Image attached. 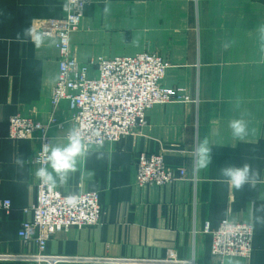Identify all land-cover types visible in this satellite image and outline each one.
I'll use <instances>...</instances> for the list:
<instances>
[{
    "label": "crops",
    "instance_id": "crops-1",
    "mask_svg": "<svg viewBox=\"0 0 264 264\" xmlns=\"http://www.w3.org/2000/svg\"><path fill=\"white\" fill-rule=\"evenodd\" d=\"M64 0H0V264H48L25 257L38 252L19 230L37 200L32 159L37 138H9L8 120L20 114L43 123L54 116L52 140L63 145L72 127L67 101L57 109L51 94L59 74V50L48 42L37 49L17 33L33 23L60 16ZM109 14H105V6ZM264 0H92L71 34L75 57L151 52L163 57L167 88L186 100L151 108L145 123L118 142L91 145L78 170L56 189L64 193L96 190L102 215L96 225L72 227L52 235L48 256L99 259L66 264H149L173 256L180 264H264ZM94 74L95 71L93 70ZM243 118L248 135L235 139L229 121ZM61 125V126H60ZM207 138L212 163L194 170L196 146ZM163 154L183 177L166 185H139V152ZM99 154V156H98ZM23 160V167L15 163ZM249 163L259 172L254 188H231L221 175L225 165ZM11 201L8 211L1 203ZM224 219L253 224L248 258L212 254V229Z\"/></svg>",
    "mask_w": 264,
    "mask_h": 264
},
{
    "label": "built area",
    "instance_id": "built-area-1",
    "mask_svg": "<svg viewBox=\"0 0 264 264\" xmlns=\"http://www.w3.org/2000/svg\"><path fill=\"white\" fill-rule=\"evenodd\" d=\"M91 1L74 0L70 3L64 0L62 14L48 18L44 30L56 39L59 50V75L52 91V104L56 107L62 100H68L73 112L72 129L80 130L88 145L100 146L132 135L145 123L146 113L153 105L174 99L186 100L187 97L180 90L162 85L168 64L156 54L143 52L133 56L99 57L86 63L79 61L72 50L71 34L79 28L85 7ZM66 4L68 8H65ZM50 124L20 114L12 115L8 120L10 139H38L40 146L32 159L38 167L47 165L41 156V147L50 142ZM136 165V178L140 185L170 184L177 176L185 175V171L180 170L176 176L163 156L158 154L142 152ZM70 195L76 197L75 206L66 202ZM1 206L8 211L11 201L5 200ZM28 211L32 217L22 222L18 234L24 242L35 241L38 253L25 258L50 264L99 260L44 254L49 238L56 231L67 230L72 225H96L100 222L102 206L97 191L65 194L39 181L37 200ZM205 231L212 233L214 256L224 259L252 255L254 228L251 222L224 219L214 229L206 223ZM149 264L180 262L171 256Z\"/></svg>",
    "mask_w": 264,
    "mask_h": 264
},
{
    "label": "clouds",
    "instance_id": "clouds-1",
    "mask_svg": "<svg viewBox=\"0 0 264 264\" xmlns=\"http://www.w3.org/2000/svg\"><path fill=\"white\" fill-rule=\"evenodd\" d=\"M70 3L74 0H69ZM69 5L66 4L65 8ZM105 14H109V6L104 8ZM17 40L21 42L30 41L37 49L46 45V43H55L49 34L41 31L33 23L27 28H24L21 33H17ZM259 38L262 47H264V28L259 30ZM228 127L231 129L232 136L235 139L243 140L248 135V123L243 118H234L229 121ZM212 148L207 138L200 142L194 151V170L200 171L207 169L212 163ZM91 154V149L83 139V134L78 129H72L65 137L63 145L56 142L54 138L51 142L45 143L41 147V156L47 162V165H42L35 170V177L42 184L56 188L67 183L69 175L75 173L78 168V162L81 158H86ZM99 156V154H98ZM17 165L23 167V160L17 159ZM221 175L224 181L235 190H242L246 185L254 188L258 178L259 172L254 169L249 163L242 165H225L220 168ZM66 202L70 206H75L76 197L68 196ZM260 211H264V205H261ZM258 223H264V216L256 217ZM231 264V262H229Z\"/></svg>",
    "mask_w": 264,
    "mask_h": 264
},
{
    "label": "rangeland",
    "instance_id": "rangeland-1",
    "mask_svg": "<svg viewBox=\"0 0 264 264\" xmlns=\"http://www.w3.org/2000/svg\"><path fill=\"white\" fill-rule=\"evenodd\" d=\"M47 19H48V18H47ZM47 19H44L43 22H42V30H43V31H45V30H44V27L46 26V21H47ZM51 37H52V36H51ZM141 53H143V52H141ZM145 53H146V52H145ZM148 53H151V52H148ZM153 54H155V53H153ZM156 55H158V54H156ZM158 56H160V55H158ZM58 75H59V74H58ZM56 83H57V82H56ZM55 85H56V84H55ZM162 85H163V81H162ZM163 86H164V85H163ZM54 87H55V86H54ZM164 87H165V86H164ZM53 89H54V88H53ZM171 89H172V88H171ZM174 90H177V89H174ZM51 97H52V94H51ZM62 101H67V102H68V100H65V99L62 100ZM62 101H61V102H62ZM172 101H175V99L172 100ZM61 102H60L56 107H54L53 104H52V101H51V105H52L53 109H54V110L57 109V108L59 107V105L61 104ZM170 102H171V101H170ZM68 104H69V102H68ZM157 104H161V103H157ZM157 104H155V105H157ZM155 105H153V107H154ZM69 107H70V104H69ZM153 107H152V108H153ZM0 108H1V107H0ZM149 110H150V109H149ZM149 110H148V111H149ZM71 111H72V110H71ZM148 111H147V112H148ZM146 114H147V113H146ZM22 116H23V115H22ZM72 119H73V112H72ZM52 121H54V122H52ZM72 121H73V120H72ZM47 123H51V124H50V127H51V125H53V124L56 123V118H55L54 116H52V117L50 118L49 122H47ZM72 123H73V122H72ZM60 126H61V125H60ZM72 127H73V124H72ZM72 127H71V129H72ZM71 129H70V130H71ZM70 130L67 131L66 136H67V134H68V132H69ZM137 130H138V129H137ZM135 132H136V131H134V133H135ZM134 133H133V134H134ZM49 136H50V142H51V141H52V137H51V135H50V128H49ZM89 146H90V145H89ZM96 146H97V145H96ZM100 146H101V145H100ZM142 152H144V151H142ZM142 152H139L138 155H139L140 153H142ZM147 153H148V152H147ZM152 154H157V153H152ZM138 155H137V157H138ZM158 155H162V156H163V154H158ZM163 158H164V156H163ZM164 160H165V159H164ZM136 161H137V158H136ZM169 168H170V167H169ZM172 170H173V169H172ZM175 173H176L175 175L177 176V175L180 174V171H179V173H177V172H175ZM136 175H137V165H136ZM136 177H137V176H136ZM179 177H183V176H182V175L177 176V178H179ZM177 178H176V179H177ZM176 179H175V180H176ZM175 180H174V181H175ZM136 181H137V178H136ZM174 181H173V182H174ZM173 182H171V183H173ZM137 183H138V182H137ZM171 183H170V184H171ZM138 184H139V183H138ZM168 184H169V183H168ZM139 185H140V184H139ZM145 185H149V184H145ZM165 185H166V184H165ZM142 186H143V185H142ZM86 191H96V190H86ZM80 192H83V191H80ZM80 192H74V193H80ZM97 192H98V191H97ZM63 193H64V192H63ZM65 194H73V193H65ZM98 194H99V193H98ZM99 197H100V195H99ZM100 203H101V202H100ZM101 206H102V205H101ZM101 215H102V214H101ZM100 219H101V218H100ZM84 226H91V225H84ZM72 227H83V226L72 225V226H70L69 228H72ZM69 228H68V229H69ZM63 230H65V229H63ZM63 230H58V231H56L55 233H57V232H59V231H63ZM55 233H53L52 235H54ZM49 239H50V238H49ZM45 250H46V249H45ZM37 253H38V252H37ZM37 253H36V254H37ZM44 254L46 255L45 252H44ZM34 255H35V254H34ZM46 256H48V255H46ZM159 260H162V259H159ZM46 263H48V262H46ZM66 263H67V262H66ZM66 263H61V264H66ZM48 264H50V263H48Z\"/></svg>",
    "mask_w": 264,
    "mask_h": 264
}]
</instances>
